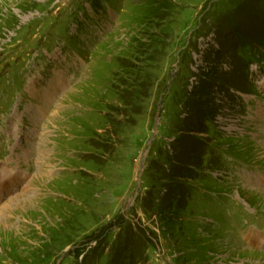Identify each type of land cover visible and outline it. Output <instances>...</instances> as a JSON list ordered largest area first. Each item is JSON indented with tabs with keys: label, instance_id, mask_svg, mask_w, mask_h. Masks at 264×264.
Returning a JSON list of instances; mask_svg holds the SVG:
<instances>
[{
	"label": "rangeland",
	"instance_id": "1",
	"mask_svg": "<svg viewBox=\"0 0 264 264\" xmlns=\"http://www.w3.org/2000/svg\"><path fill=\"white\" fill-rule=\"evenodd\" d=\"M3 205L0 264H264V0H0Z\"/></svg>",
	"mask_w": 264,
	"mask_h": 264
},
{
	"label": "bare ground",
	"instance_id": "2",
	"mask_svg": "<svg viewBox=\"0 0 264 264\" xmlns=\"http://www.w3.org/2000/svg\"><path fill=\"white\" fill-rule=\"evenodd\" d=\"M52 82V81H51ZM53 90H55L54 89V85L52 84L50 87H48L47 89H46V93H42V95H44V94H46L47 95V97L48 98H50V96L49 95H51L52 94V92H53ZM35 93V92H34ZM41 98V97H40ZM43 101H45V100H43ZM25 186V184H23L21 187H20V189L22 188V187H24ZM259 193V192H258ZM22 198V197H21ZM24 198V197H23ZM12 199V198H11ZM24 200V199H23ZM28 200V199H27ZM25 201V200H24ZM4 203V202H3ZM8 203V202H7ZM7 203L5 204V205H7ZM5 205H3L2 206V208H0V213H3V211L4 210H6V206ZM1 216V215H0ZM2 217V216H1ZM255 240L256 239V237L255 236H251V238H250V240ZM255 242V241H254ZM247 252H249V251H247ZM251 252V251H250ZM252 253V252H251Z\"/></svg>",
	"mask_w": 264,
	"mask_h": 264
}]
</instances>
